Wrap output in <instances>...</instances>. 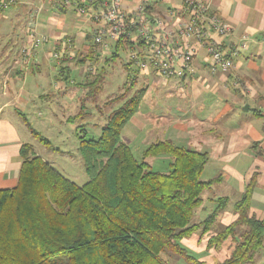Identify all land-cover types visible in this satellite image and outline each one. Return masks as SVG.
Returning <instances> with one entry per match:
<instances>
[{
    "label": "trees",
    "instance_id": "1",
    "mask_svg": "<svg viewBox=\"0 0 264 264\" xmlns=\"http://www.w3.org/2000/svg\"><path fill=\"white\" fill-rule=\"evenodd\" d=\"M128 48L135 49L130 39L118 41L104 57V64L115 62L119 50ZM95 54L93 49L89 55L66 58L63 65L98 63L102 56ZM132 67V61L125 64L126 70ZM87 73L89 87L104 80L103 68ZM144 92L125 100L97 138H87L85 125H77L79 150L89 175L84 184L68 178L30 144L23 145L17 185L0 189V264H169L162 258L168 251L195 264H206L190 255L181 240L200 229L203 233L211 230L226 208L228 200L220 197L213 213L203 221L196 219L203 193L220 177L202 178L209 161L207 151L171 140L153 143L145 152L146 156H170L167 171L154 170L136 158L121 134L138 111ZM36 134L51 146L49 139ZM254 181L235 205L239 218L230 226L219 227L210 239V244L217 246L230 236L237 242L231 257L222 264L250 262L264 244V219L249 215ZM239 226L245 227L241 239Z\"/></svg>",
    "mask_w": 264,
    "mask_h": 264
},
{
    "label": "crops",
    "instance_id": "2",
    "mask_svg": "<svg viewBox=\"0 0 264 264\" xmlns=\"http://www.w3.org/2000/svg\"><path fill=\"white\" fill-rule=\"evenodd\" d=\"M124 1L127 6L133 5ZM203 1L210 2L212 9L235 27V34L230 40H239L246 34L248 47L241 51L235 59L234 67L227 71L212 70L205 51H201L195 59L197 72L194 76L172 78L182 82L180 84L183 86L179 83H175V86H181L182 91H187L186 95L190 97L188 106L173 113L165 110L161 116L157 115L155 118H164L165 124L169 123L168 126H172L174 132L150 135L151 137H146L143 141L146 145H151L158 141L171 140L176 145L209 153V161L203 173L209 166L217 172L205 180L220 177L212 189L216 185L222 188L219 193L203 197L204 203L198 209L201 213L197 219L203 221L213 213L206 211L208 201L216 206L217 199L224 197L228 200L227 206L220 211L217 219L220 227H227L239 218V213L234 210L235 205L253 180L255 185L250 199L249 215L264 219V157L257 155L258 152L264 153V0ZM41 2L42 0H19L10 8L16 9L19 16L25 17L27 34L25 37H18L14 42H4L2 48L0 45V189L17 185L24 160L22 147L30 144L34 149L33 137L35 141H39L30 126L32 121L29 111L32 107L43 100L70 98L76 100V106L81 104L83 109L77 107L75 112L70 110L66 121L77 126L76 120L83 114L85 104L82 101L89 98L90 88L86 83L88 73L85 68L80 73L82 81L73 83V73L80 70L79 66L66 62L59 69L54 61L56 78L60 75L61 79L67 80L65 75L68 73L71 85L68 80L64 83L55 82V85L46 81L47 66L53 61L52 52L61 40L66 36L71 37L79 54L89 55L94 49L95 55H101V48L95 45L92 37L96 25L79 16L74 8L59 10L52 2H46L39 17L38 29L49 41L40 52L37 51L35 57L27 56L25 49L30 43L32 15L35 5ZM182 3V0H150L149 10L164 15L168 8L179 10ZM54 86L57 88L55 93L52 91ZM246 86L251 89L250 93L246 92ZM145 95L146 89L143 98ZM207 95L210 97H206ZM246 105H249L247 111L244 110ZM139 111L140 107L130 120L145 130L146 125L139 117ZM121 138L131 147V138L122 134ZM214 230L203 234L200 231L195 232L190 237L183 238L181 243L196 246L201 255L199 260L206 264H222L231 257L237 242L230 236L218 246L216 243L211 245L210 239L215 235ZM208 234L211 236L207 237ZM244 264H264V244L255 252L254 259Z\"/></svg>",
    "mask_w": 264,
    "mask_h": 264
},
{
    "label": "rangeland",
    "instance_id": "3",
    "mask_svg": "<svg viewBox=\"0 0 264 264\" xmlns=\"http://www.w3.org/2000/svg\"><path fill=\"white\" fill-rule=\"evenodd\" d=\"M126 1L130 4L138 3V1L135 0ZM17 12L16 9L0 11L1 48L4 42H14L18 37H25L27 34L25 31L28 27L25 23V17L19 16ZM45 45H47V43L41 45L38 52H40ZM17 49L18 47H16L15 50ZM131 51L132 50L129 48L120 49L117 60L107 64H103L104 58H100L98 63L90 61L78 64L80 70L73 73V83H76L75 81H82L80 73L81 71H84V68L86 69V65L90 64L96 66L99 71H101L102 68L104 69V80L97 86L90 87L95 90L89 88L90 91H88V93H90V97L87 101H82L85 104L84 111L76 120V124L85 125L87 138H97L100 136L101 127L108 122V116L111 114L112 110L121 106L124 103V100L135 96L142 88L146 89V95L142 99L140 105L139 117L143 119L147 129L145 128V130H143L137 126L133 120H129L122 130V136L125 135L127 138L133 140L131 148L139 161H146L152 165L154 170L165 172L169 169L172 158L168 155H160L156 157L146 156L145 152L150 145H146L143 140L146 137L156 136L160 133H173L175 129L172 128V126H168L169 123L165 124L164 118H160V120H156L155 118L157 115L161 116L165 110L169 113H173L180 108L187 107L190 97L186 95V90L182 91L180 88L183 86L180 84V80L164 78L152 71H140L135 66H133L131 70H126L125 64L129 62ZM54 64L55 62L51 61V64L47 66V75H45L47 78L46 81L49 84L55 85V82L64 83L68 80V84L71 85V77L68 73L65 75L67 80L61 79L60 75H58L59 78H56ZM102 64L104 66H102ZM72 65L75 64L73 63ZM50 69H52V71H50ZM175 83H179L181 86L176 87ZM78 84L79 83H77V85ZM98 88L100 89L98 90ZM52 91L55 93L57 88L54 86ZM250 92L251 90L248 93ZM116 97H121V99L112 103L110 100ZM206 97L209 98L210 95H207ZM77 107H79L80 110L83 109L81 104L80 106H76V100L73 101L70 100V98L61 100L48 99L40 101L36 106L32 107L29 111V115L32 121L30 125L32 133L37 139H39V141H35L33 137V142H35V150L33 149L34 152H38V154L42 155L48 162L58 168L74 182L84 184L89 181V175L86 171L85 162L81 156L80 150H78V146L80 148L79 136L81 134L80 131L77 130L76 125L74 126L72 123L66 121V116H68L70 110L75 112ZM153 117L154 120H152ZM146 118H149V120ZM158 120L159 123L157 122ZM77 121L79 123H77ZM36 133L48 138L51 142V146L42 142ZM257 155L264 157V153L262 152H258ZM215 172L217 171L214 170L212 166H209L202 174V178H204V180L211 178L214 176ZM215 187L216 188L212 189V186L211 189L206 190L202 197L214 195L221 191L222 186L217 187L216 185ZM214 204L209 203L208 201L206 204V211L213 212L218 206V203L216 206ZM200 213L201 210H198V218L200 217ZM197 221L199 222L200 220L197 219ZM219 227L220 224L218 219H216L210 229L211 231L215 229L214 231L216 234V230L219 229ZM243 230H245V227L238 228L239 239H241L240 233ZM199 231L203 234L202 229ZM199 231H197V233ZM206 236L210 237L211 234ZM231 239L234 241L232 236ZM183 246L187 249L190 255L197 259L201 257L196 246L193 247L185 243ZM162 258L169 264H195L173 251L165 252L162 254Z\"/></svg>",
    "mask_w": 264,
    "mask_h": 264
},
{
    "label": "built area",
    "instance_id": "4",
    "mask_svg": "<svg viewBox=\"0 0 264 264\" xmlns=\"http://www.w3.org/2000/svg\"><path fill=\"white\" fill-rule=\"evenodd\" d=\"M19 0H0V11H6ZM46 2H52L59 10L74 8L77 14L91 21L96 27L92 37L101 49L102 58L111 54L112 47L122 39H130L135 49L130 61L140 71L156 72L164 78L194 76L197 72L195 59L205 51L212 70H231L236 57L248 47V36L230 40L235 27L218 12L210 2L182 0L179 10L168 8L164 15L149 10L150 0H140L127 6L124 0H42L35 5L30 43L25 49L29 57H35L39 47L49 41L39 32V17ZM79 51L71 37L61 40L52 52L51 59L58 68L64 59L74 60ZM86 71L97 67L86 65ZM248 93L251 89L245 87Z\"/></svg>",
    "mask_w": 264,
    "mask_h": 264
},
{
    "label": "water",
    "instance_id": "5",
    "mask_svg": "<svg viewBox=\"0 0 264 264\" xmlns=\"http://www.w3.org/2000/svg\"><path fill=\"white\" fill-rule=\"evenodd\" d=\"M248 109H249V105H246L245 108H244V110L247 111Z\"/></svg>",
    "mask_w": 264,
    "mask_h": 264
}]
</instances>
